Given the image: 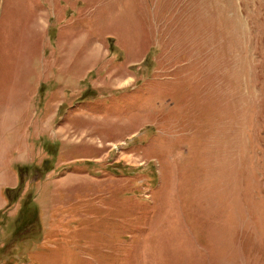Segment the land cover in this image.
Returning a JSON list of instances; mask_svg holds the SVG:
<instances>
[{"label": "rangeland", "instance_id": "rangeland-1", "mask_svg": "<svg viewBox=\"0 0 264 264\" xmlns=\"http://www.w3.org/2000/svg\"><path fill=\"white\" fill-rule=\"evenodd\" d=\"M0 207V264H264V0H0Z\"/></svg>", "mask_w": 264, "mask_h": 264}, {"label": "trees", "instance_id": "trees-1", "mask_svg": "<svg viewBox=\"0 0 264 264\" xmlns=\"http://www.w3.org/2000/svg\"><path fill=\"white\" fill-rule=\"evenodd\" d=\"M34 218H35V211H34ZM23 222H24V221H23ZM22 224H24V223H22ZM21 226H22L21 224H18V225L16 226V228H15L14 231H13V235H14L15 232H17V231L19 232V231L21 230Z\"/></svg>", "mask_w": 264, "mask_h": 264}, {"label": "crops", "instance_id": "crops-1", "mask_svg": "<svg viewBox=\"0 0 264 264\" xmlns=\"http://www.w3.org/2000/svg\"><path fill=\"white\" fill-rule=\"evenodd\" d=\"M3 207V206H2ZM2 207H0V208H2Z\"/></svg>", "mask_w": 264, "mask_h": 264}]
</instances>
